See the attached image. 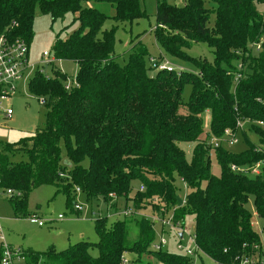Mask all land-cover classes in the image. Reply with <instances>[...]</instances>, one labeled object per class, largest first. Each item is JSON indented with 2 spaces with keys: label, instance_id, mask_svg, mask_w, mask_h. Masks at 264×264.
Segmentation results:
<instances>
[{
  "label": "trees",
  "instance_id": "obj_1",
  "mask_svg": "<svg viewBox=\"0 0 264 264\" xmlns=\"http://www.w3.org/2000/svg\"><path fill=\"white\" fill-rule=\"evenodd\" d=\"M95 2L109 3L114 15L98 10ZM257 4H263L262 14ZM37 12L52 23L75 15L77 28L63 39L57 35L51 52L77 64V85L66 90V74L57 71L56 64L50 67L52 75L36 70L29 80L30 91L44 98L45 126L30 137L3 144L0 188L21 193L8 197L14 211L29 215L27 197L40 185H55L57 193L66 195L75 187L88 201L109 202L113 194L124 205L131 201L135 210L175 207L174 221L193 215L196 245L218 264H234L241 254L251 253L259 239L247 204L252 200L256 214L264 217V165L259 174L231 167H250L264 155L245 132L246 150L212 149L202 139L203 114L209 112L206 137L234 130L237 119L264 122V0H185L182 6L157 0L153 33L166 54L183 55L186 42L196 38L213 48L211 60H186L195 72L179 73H150L140 42L125 64L114 60L116 28L102 30V25L109 18L132 23L146 17L138 0H0V32L28 44ZM12 23L16 25L10 28ZM261 37V50L252 52L249 45ZM250 130L264 146V129ZM182 143H194L190 161ZM17 153L25 160L13 162L10 156ZM211 154L220 167L218 177L210 171ZM85 158L87 167L81 164ZM176 177L187 187L181 206ZM114 206L117 209V202ZM94 228L95 244L81 240L60 251L27 250L26 264H122L124 253L134 254L133 262L151 255L160 264H193L189 256L152 250L154 229L148 220L104 217ZM130 228L136 230L134 240Z\"/></svg>",
  "mask_w": 264,
  "mask_h": 264
},
{
  "label": "rangeland",
  "instance_id": "obj_2",
  "mask_svg": "<svg viewBox=\"0 0 264 264\" xmlns=\"http://www.w3.org/2000/svg\"><path fill=\"white\" fill-rule=\"evenodd\" d=\"M164 1L177 6H182L185 3V0ZM156 2L157 0H138L140 9L147 16L139 18L132 23L116 22L111 18L103 23L102 30L112 27L116 28L113 47L114 60L120 65L125 64L132 48L140 42L146 48L143 58L146 65L151 67L150 73L156 71L150 65V58H154L162 64L167 63L174 67L176 71L180 69L181 71L195 72V67L190 65L186 60L191 58L197 60L206 58L211 60L213 48L199 42L198 38H196L197 41L188 40L186 42L187 47L183 49L184 54L178 56L183 59L166 54L158 44L153 33V29L156 26L154 19ZM85 5L90 6L91 4L85 3ZM92 5L110 17L114 15V9L109 3L95 2ZM257 8L262 14L263 4H257ZM74 16L69 13L64 16L63 20H56L52 23L48 15L40 12L35 14L32 24L33 34L28 41L29 53L27 58L29 63L45 66L42 62V52L45 50L48 52L52 51L57 35L63 39L77 28V22H73ZM56 66L57 71L62 70L69 78L74 77L78 72V66L73 61L62 60L61 62H56ZM45 72L47 75H52L48 66H45ZM17 89L18 91L11 96V99L3 104L4 108H11V116L6 117L0 110V153L2 152L3 144L15 143L21 139L30 137L35 130L45 126L44 114L46 106L45 104H41L39 97L30 91L28 81L18 83ZM189 90L187 86L184 90V100H187ZM181 112H184V109H181ZM203 126L205 133L202 139L208 140V137H206L209 128L208 111L203 114ZM252 126H257V122L244 123L243 132L239 131L236 133L238 142L232 145L222 142L221 146L232 153H240L246 150L248 145L243 136L244 132L253 144L259 145L257 144V137L250 130ZM207 144L210 145L208 141ZM180 147L184 151L186 159L190 161L194 143H182ZM61 148L64 151L63 144H61ZM10 158L13 162L25 160V156L21 153L14 154ZM81 164L87 167L88 159L85 158ZM210 171L216 177L220 175V167L214 154H211L210 157ZM132 186L134 188L132 193H134L136 183H133ZM174 186L177 197L185 202L186 185L179 177H176ZM74 202L79 205L80 210L73 209ZM117 206L119 212L127 208L133 211L130 217L145 219L153 223V242L158 243L160 238L165 241V244L161 247V251L184 255L186 249L194 250L193 215L185 214L180 220L174 221L175 207L172 206L164 207L161 205L157 207V209H163L165 213L153 211V208L149 205L144 206L142 210H135L131 201L127 205H124L122 200H118ZM247 208L251 213L252 228L258 234L260 247L264 249V217L259 218L256 215L252 200L247 204ZM27 210L29 215H33L34 213L38 219H43L47 222L43 226H38L36 223L28 220L29 215L15 212L8 197L0 190V228L5 242L11 245V247H19L24 251L32 250L34 252H43L50 248L60 251L81 240L95 244L98 240L94 228L95 221L104 217H107L108 221L122 220L124 218L123 215L117 213L118 210H115L114 203L112 202H105L102 199L88 201L75 187L70 189L68 195L61 192L57 193L56 186L51 184L35 187L29 193L27 197ZM58 215H61L60 219ZM161 217L170 219V225L162 227L161 222L156 221ZM176 223L180 225L179 228L175 225ZM179 229L182 233L181 239L178 237ZM135 233L136 230L130 228L131 240L135 239ZM123 257L128 260V264H160L151 255H145L136 262H133L136 256L132 253H124ZM190 258L193 264H218L201 252H198L195 256H190ZM16 264H26V262L21 261Z\"/></svg>",
  "mask_w": 264,
  "mask_h": 264
},
{
  "label": "built area",
  "instance_id": "obj_3",
  "mask_svg": "<svg viewBox=\"0 0 264 264\" xmlns=\"http://www.w3.org/2000/svg\"><path fill=\"white\" fill-rule=\"evenodd\" d=\"M15 23H12L10 28L15 26ZM9 29V28H8ZM7 30V29H6ZM262 37L259 38L257 41L252 42L249 45V48L252 52H258L261 50V43H262ZM28 53H29V46L27 42L20 37H12L7 32H0V110L4 113L6 117H10L12 114V110L10 107H3L4 103H7L11 96L18 91L17 84L26 82V80L29 82V80L32 78L34 72L38 70L41 73L47 74L45 72V66L51 67L53 64H56V62H61V59L56 58L52 52L43 51V64L45 66H38L34 63L28 62ZM150 65L154 68L156 71H175V72H181L179 69L178 71L175 70L174 67L170 66L167 63H159L156 59L150 58ZM57 69V66H55ZM237 69H241V65H237ZM60 73L65 74L62 72V70H58ZM239 73H236L235 80L239 78ZM77 85V81L75 76L69 78L66 76L64 80V88L66 90L71 89L73 86ZM39 102L41 104H44V98L40 97ZM246 122V120H236L235 129H225L223 131V134L219 137H215L213 135H210L208 137V142L210 144V147L212 149H216L220 147L223 143H226L228 145H232L238 142V139L236 137V133L239 131H242L243 124ZM257 122V126L264 129V122L263 121H255ZM256 150L263 153L264 155V146L257 145ZM264 165V158L257 163L253 164L250 167H243L238 168L237 166L233 165L231 167V170L238 171V172H244V173H251V174H259L261 166ZM245 168V169H244ZM3 194L6 197H19L21 195L20 192L16 190L11 189H2ZM143 186H140L139 191H143ZM78 191V190H77ZM113 194H110L111 200L110 203H115L117 201V198L114 197ZM153 203H157V198L152 199ZM73 209L80 210L79 205L74 202ZM165 213L163 209H159V212ZM131 210L124 208L123 211L119 212V209L117 213L119 215H123L124 217L132 216ZM257 215V214H256ZM258 216V215H257ZM259 217V216H258ZM58 218H61V215H58ZM28 220L32 223H36L38 226H43L47 221L43 219H38V217L35 214H31L28 216ZM162 224V227L165 225H170L171 220L168 218L161 217L159 220ZM172 224V223H171ZM180 227L179 224H175ZM183 231V230H182ZM179 232L181 230L179 229ZM182 238V237H181ZM179 238V239H181ZM0 240H1V246H0V264H16L17 262L25 261L24 256V250L21 248L11 247L8 243L5 242V239L3 237L1 228H0ZM195 248L193 249H186L185 254L186 256H195L198 252H201L198 246L195 243V239L193 240ZM165 244V241L160 238L158 243L152 242L150 245V248L152 250L158 251L161 250V247ZM124 256V254H123ZM122 256V264H128V260ZM234 264H264V249L260 247V244L257 246H254L251 253H244L241 254Z\"/></svg>",
  "mask_w": 264,
  "mask_h": 264
},
{
  "label": "water",
  "instance_id": "obj_4",
  "mask_svg": "<svg viewBox=\"0 0 264 264\" xmlns=\"http://www.w3.org/2000/svg\"><path fill=\"white\" fill-rule=\"evenodd\" d=\"M176 199H177V205H178V206H181V205L183 204L182 199H180L179 197H177ZM178 237H179V238L182 237V233H181V232L178 233Z\"/></svg>",
  "mask_w": 264,
  "mask_h": 264
},
{
  "label": "crops",
  "instance_id": "obj_5",
  "mask_svg": "<svg viewBox=\"0 0 264 264\" xmlns=\"http://www.w3.org/2000/svg\"><path fill=\"white\" fill-rule=\"evenodd\" d=\"M117 203H118V201H117ZM118 207V206H117ZM116 210V209H115ZM117 210H118V208H117ZM34 214V213H33ZM60 219V218H59ZM11 246V245H10Z\"/></svg>",
  "mask_w": 264,
  "mask_h": 264
}]
</instances>
